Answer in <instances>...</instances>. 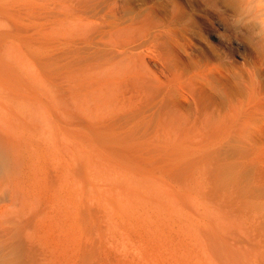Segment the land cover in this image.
Instances as JSON below:
<instances>
[{
	"label": "rangeland",
	"instance_id": "obj_1",
	"mask_svg": "<svg viewBox=\"0 0 264 264\" xmlns=\"http://www.w3.org/2000/svg\"><path fill=\"white\" fill-rule=\"evenodd\" d=\"M211 1L0 17L1 91L55 160L53 264H264V49Z\"/></svg>",
	"mask_w": 264,
	"mask_h": 264
},
{
	"label": "bare ground",
	"instance_id": "obj_2",
	"mask_svg": "<svg viewBox=\"0 0 264 264\" xmlns=\"http://www.w3.org/2000/svg\"><path fill=\"white\" fill-rule=\"evenodd\" d=\"M62 1L0 0V17L12 29L21 18L65 16L57 9ZM5 96L0 98V264H53L56 192L52 148L37 133L36 101Z\"/></svg>",
	"mask_w": 264,
	"mask_h": 264
},
{
	"label": "clouds",
	"instance_id": "obj_3",
	"mask_svg": "<svg viewBox=\"0 0 264 264\" xmlns=\"http://www.w3.org/2000/svg\"><path fill=\"white\" fill-rule=\"evenodd\" d=\"M231 26L247 33L255 48L264 49V0H224Z\"/></svg>",
	"mask_w": 264,
	"mask_h": 264
}]
</instances>
